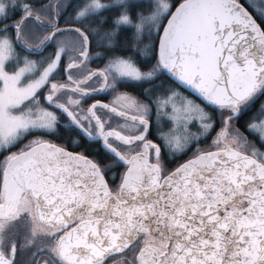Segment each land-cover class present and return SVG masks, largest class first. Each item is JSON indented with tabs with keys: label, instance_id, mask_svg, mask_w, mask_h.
<instances>
[{
	"label": "snow or ice",
	"instance_id": "1",
	"mask_svg": "<svg viewBox=\"0 0 264 264\" xmlns=\"http://www.w3.org/2000/svg\"><path fill=\"white\" fill-rule=\"evenodd\" d=\"M0 264H264V0H0Z\"/></svg>",
	"mask_w": 264,
	"mask_h": 264
},
{
	"label": "flooded vegetation",
	"instance_id": "2",
	"mask_svg": "<svg viewBox=\"0 0 264 264\" xmlns=\"http://www.w3.org/2000/svg\"><path fill=\"white\" fill-rule=\"evenodd\" d=\"M98 98H103V99H107V97H98Z\"/></svg>",
	"mask_w": 264,
	"mask_h": 264
},
{
	"label": "trees",
	"instance_id": "3",
	"mask_svg": "<svg viewBox=\"0 0 264 264\" xmlns=\"http://www.w3.org/2000/svg\"><path fill=\"white\" fill-rule=\"evenodd\" d=\"M93 66H95V65H93Z\"/></svg>",
	"mask_w": 264,
	"mask_h": 264
}]
</instances>
